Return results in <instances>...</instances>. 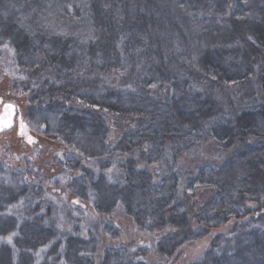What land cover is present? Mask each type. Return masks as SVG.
<instances>
[{
  "label": "trees",
  "instance_id": "1",
  "mask_svg": "<svg viewBox=\"0 0 264 264\" xmlns=\"http://www.w3.org/2000/svg\"><path fill=\"white\" fill-rule=\"evenodd\" d=\"M5 48L0 264H264V0H0Z\"/></svg>",
  "mask_w": 264,
  "mask_h": 264
},
{
  "label": "rangeland",
  "instance_id": "2",
  "mask_svg": "<svg viewBox=\"0 0 264 264\" xmlns=\"http://www.w3.org/2000/svg\"><path fill=\"white\" fill-rule=\"evenodd\" d=\"M13 63H14V52L10 48L3 49L0 52V75H4V73L6 74L8 72H11V73L16 72L15 65ZM5 102H8V101H5ZM5 102L3 101V98L1 97L0 98L1 108ZM26 126H27V123L25 122V120L23 119V117L21 115L19 118H16V123L14 126V127H16V129L14 130V132L10 133L9 135H12L13 137L22 135V136H24V140L26 142H30L32 140V137L29 135V133H26L24 131ZM118 132H120V131L118 130V128H116L115 133L113 134V137L118 136ZM211 151H208L205 154L209 157L210 155H212ZM187 165H188V163H187ZM23 166H26L25 162L23 163ZM153 168H155V166H153ZM51 198H52V195L50 193L44 194L43 199L51 200ZM56 203H57V207H56L57 211L61 215V208H58V207H60L59 201L56 200ZM89 211L91 212L90 214H92V216L94 217L92 211L90 209H89ZM112 220L119 226V228L122 232L121 240H123L125 242H132L134 244H146V245H149L150 243L153 242L154 235L140 230L137 227L136 223L131 218H129L125 214H123L122 212L114 213ZM62 221L64 223H66V221H64L63 218H62ZM90 221H94V219H91ZM85 225L87 227H91V223H89V224L87 223ZM226 228L227 227H225L224 229H226ZM217 230H220V229H215L214 231H217ZM210 240H211V238L209 236H207L206 238L199 240L198 242L191 245L187 250L188 257H186L187 261H185V262L187 263L190 259H193L197 255L201 254L208 247Z\"/></svg>",
  "mask_w": 264,
  "mask_h": 264
},
{
  "label": "water",
  "instance_id": "3",
  "mask_svg": "<svg viewBox=\"0 0 264 264\" xmlns=\"http://www.w3.org/2000/svg\"><path fill=\"white\" fill-rule=\"evenodd\" d=\"M12 105V108H9ZM17 113L16 105L12 102H6L0 112V132L7 131L15 125V117Z\"/></svg>",
  "mask_w": 264,
  "mask_h": 264
},
{
  "label": "snow or ice",
  "instance_id": "4",
  "mask_svg": "<svg viewBox=\"0 0 264 264\" xmlns=\"http://www.w3.org/2000/svg\"><path fill=\"white\" fill-rule=\"evenodd\" d=\"M152 87H155V85H152ZM13 106L12 105H9V108H12ZM109 172H111V169H109L108 170ZM76 203H79V201H76ZM12 207H15V206H12ZM11 209H9V211H10ZM17 233H13L12 235H16ZM12 235H10V236H8L7 237V240H8V242L9 243H11V241H12Z\"/></svg>",
  "mask_w": 264,
  "mask_h": 264
}]
</instances>
